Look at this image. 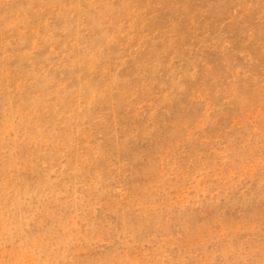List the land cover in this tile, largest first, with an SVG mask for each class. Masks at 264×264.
I'll return each instance as SVG.
<instances>
[{"label":"rangeland","instance_id":"obj_1","mask_svg":"<svg viewBox=\"0 0 264 264\" xmlns=\"http://www.w3.org/2000/svg\"><path fill=\"white\" fill-rule=\"evenodd\" d=\"M0 264H264V0H0Z\"/></svg>","mask_w":264,"mask_h":264},{"label":"bare ground","instance_id":"obj_2","mask_svg":"<svg viewBox=\"0 0 264 264\" xmlns=\"http://www.w3.org/2000/svg\"><path fill=\"white\" fill-rule=\"evenodd\" d=\"M25 12H26V11H25ZM25 18H26V17H25ZM45 235H46V234H45ZM45 235H44V236H45Z\"/></svg>","mask_w":264,"mask_h":264}]
</instances>
